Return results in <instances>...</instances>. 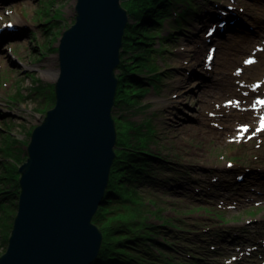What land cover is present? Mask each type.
<instances>
[{
	"label": "rangeland",
	"instance_id": "1",
	"mask_svg": "<svg viewBox=\"0 0 264 264\" xmlns=\"http://www.w3.org/2000/svg\"><path fill=\"white\" fill-rule=\"evenodd\" d=\"M77 1L0 0V27L9 22L18 29L0 43V254L7 247L17 213L19 166L26 160L35 126L41 123L46 110L54 106L55 83L60 72L59 46L63 32L75 22ZM127 1L122 0V5ZM191 2L193 12L187 14L183 29L173 32L174 16L166 12L157 26L160 30L151 28L148 39L140 35V39L151 41L149 45L138 43L151 48L146 50V58L132 60L140 52L135 48L123 53L131 64L142 62L140 68L149 78L145 86L148 89L140 95L142 90L133 87L127 94L130 96L127 103L116 105L113 115L119 117L118 125L124 137L132 123L142 124L144 134L138 132L136 136L159 156L152 174L140 182L139 193L142 199L151 202L150 208L156 205L158 210V216L151 212L144 221L164 231L173 249L183 247L177 253L170 252L178 256L176 261L264 264L261 244L264 197L257 195L264 192V130L248 137L254 132L259 115L242 137L236 136L239 125H249V120L227 119L216 109L235 111V104L242 105L241 100L231 94L222 96L221 103L215 105L204 99L205 89L217 81L214 68L208 69L206 85L189 79L204 72L199 63H192L195 59L190 38L197 27L196 34L207 32L206 25L199 26L209 9L214 7L223 12L231 2L242 12L249 29L253 24L258 25L257 20L264 24V14L255 10L248 0ZM185 5L186 0H173L177 11ZM129 17L133 22L134 16ZM226 20L229 27L231 20ZM206 22L215 25L219 19ZM257 27L253 31L259 37L261 30ZM233 37L229 29L214 36L226 44ZM214 46L218 54L219 48ZM206 52L205 49L201 61ZM236 52L242 56V62L251 60L250 64L257 66V57L250 55L251 52ZM250 64L245 63L247 67ZM232 68L240 69L239 75L243 76L241 65ZM185 76L188 81L181 86L177 80ZM255 99L254 94L251 101ZM238 180L243 184L240 188H237ZM222 181L230 186L220 187ZM249 248L254 249L251 254L247 253Z\"/></svg>",
	"mask_w": 264,
	"mask_h": 264
},
{
	"label": "water",
	"instance_id": "2",
	"mask_svg": "<svg viewBox=\"0 0 264 264\" xmlns=\"http://www.w3.org/2000/svg\"><path fill=\"white\" fill-rule=\"evenodd\" d=\"M122 0H78L62 34L55 104L35 126L19 166L17 213L0 264H92L93 222L116 158L113 107L123 37Z\"/></svg>",
	"mask_w": 264,
	"mask_h": 264
},
{
	"label": "trees",
	"instance_id": "3",
	"mask_svg": "<svg viewBox=\"0 0 264 264\" xmlns=\"http://www.w3.org/2000/svg\"><path fill=\"white\" fill-rule=\"evenodd\" d=\"M126 3L128 13L134 16V21L131 22L130 18L123 37L121 62L117 70L119 83L113 109L121 102L127 103L130 98L127 94L133 87L142 90L140 95L148 89L145 86L149 78L140 68L143 66L142 62L131 64V60L124 58L123 53L135 48L140 52L135 53L132 60L146 58L145 52L151 48L141 47L138 43L150 44L151 41L146 40L149 38L148 32L151 28L160 30L157 26L166 12L170 13L169 16H174L171 30L177 32L183 29L187 14L190 10L193 12L194 8L191 0H186L185 7L180 11L173 8V0H128ZM140 35L146 39H140ZM131 94L138 95L134 92ZM114 118L118 125L119 117ZM117 125L116 158L111 168L109 186L93 217V222L102 231L103 243L92 264H185L176 261L178 256L170 253L183 247L173 249L166 241L164 231L144 221L151 212L158 216V210L156 205L155 208H150L148 204L151 202L141 198L139 186L148 174H152L153 164L159 156L155 155V151H150L148 143L142 144L136 136L138 132L144 134L142 124L132 123L129 127L131 130L126 135L124 133L125 137L121 127Z\"/></svg>",
	"mask_w": 264,
	"mask_h": 264
},
{
	"label": "bare ground",
	"instance_id": "4",
	"mask_svg": "<svg viewBox=\"0 0 264 264\" xmlns=\"http://www.w3.org/2000/svg\"><path fill=\"white\" fill-rule=\"evenodd\" d=\"M231 1V0H230ZM249 4L257 11L264 14V0H248ZM227 10L224 12L217 11L214 7L209 9L205 16V21H201L199 27H204L208 24L206 21H213L219 19V21L223 19H230L232 22L229 24V27L225 26L224 31H221L218 27L214 35L209 36L205 32L203 35L196 34L198 31V27L196 28L195 33H193L192 37L190 38V48L194 52V61L192 63L196 64L199 63L200 69L204 72L195 73L193 76L195 78H189L195 80L192 83H202L206 85L207 74L209 73L208 69H212L217 74V81H212L210 84L211 86L205 89L203 93L204 99L208 100L215 105V103L222 100V96L231 94L234 95L235 98H239L241 100L242 105L236 106V110H227L223 107V109L219 110L216 109L219 114L224 116L227 119H238L243 118L249 120V127H252V121L255 119L256 115L262 111L264 108V104L257 103L256 100L253 102L251 101L252 95L264 97V93L260 95V92H264V24L260 22V20H255L258 25L253 24V28L258 26L257 28L260 29V36L253 31L254 29L251 27L250 29L247 28L246 21L243 19L242 12L238 8H236L235 4L228 3ZM239 10V11H238ZM243 27V28H242ZM244 28H247L244 30ZM229 29L233 33V38L230 40L228 44L224 43L223 41L215 40V35H222L224 34L225 30ZM18 29L13 27L12 29L3 30L0 33V43L3 39L7 37H11V33H16ZM211 45H217L219 50L218 54H215L214 58L210 61H206V57L208 55V49ZM208 46V47H207ZM207 50L206 55L204 57V61H201V56L203 52ZM191 51V50H190ZM236 51L240 52H251L250 55L256 56L255 65H251L247 67L244 62H242V56L237 54ZM238 55V56H237ZM211 65V68L208 66ZM241 65V69H243V76L239 75L240 69L232 68V66ZM207 66V67H206ZM243 67V68H242ZM244 76L246 78H244ZM248 76V77H247ZM187 76L178 78L177 82L184 86L187 82ZM217 89V90H215ZM226 119V120H227ZM228 121V120H227ZM236 136H243L244 132L241 129L236 130ZM249 171L246 170L245 177L247 178ZM245 181V180H244ZM221 183V182H220ZM241 181L239 180L236 182L237 188H240ZM230 184V183H229ZM229 184L222 181L220 187L222 186H230ZM219 186V185H218ZM227 186V187H228ZM219 187V188H220ZM212 187H209V190ZM227 190V189H225ZM258 196L264 197V192L259 191L257 192Z\"/></svg>",
	"mask_w": 264,
	"mask_h": 264
},
{
	"label": "snow or ice",
	"instance_id": "5",
	"mask_svg": "<svg viewBox=\"0 0 264 264\" xmlns=\"http://www.w3.org/2000/svg\"><path fill=\"white\" fill-rule=\"evenodd\" d=\"M8 26L11 27L10 24ZM209 59H211V57H209ZM245 63L246 64H250V63H252V61L251 60H246ZM230 103H231V101H230ZM257 103L264 104V101H257ZM261 130H264V116L260 117V128H258L256 131L258 132V131H261ZM247 131H248L247 128L242 129V132H247ZM253 135H255V133H253ZM238 139H239V137H238Z\"/></svg>",
	"mask_w": 264,
	"mask_h": 264
}]
</instances>
